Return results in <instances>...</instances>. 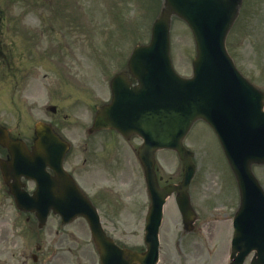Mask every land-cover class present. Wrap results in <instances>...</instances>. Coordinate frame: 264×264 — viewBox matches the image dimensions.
Wrapping results in <instances>:
<instances>
[{"label": "rangeland", "instance_id": "374dc122", "mask_svg": "<svg viewBox=\"0 0 264 264\" xmlns=\"http://www.w3.org/2000/svg\"><path fill=\"white\" fill-rule=\"evenodd\" d=\"M154 2L155 0H0V51L4 50L12 62V68L8 72L0 55V122L4 121L9 112L10 125L23 124L25 118L34 123L39 118L38 110L52 101L57 102L59 107L85 109L107 100L108 80L116 73V65L106 59L107 68L103 71L99 64L100 58L94 59V55L101 56V45L109 37L108 45L112 44L111 35L119 37L121 43L126 45L123 51L130 52L136 44L147 43L151 23L162 7V0L157 1V7ZM243 4L246 7L242 11V5L237 23L228 34L226 47L233 55L237 71L264 92V0H243ZM47 27L72 30H61L67 32L61 35L69 33L73 37H68L66 43L74 46V52L81 51L82 45L88 50L89 59L85 68L77 69L76 65L70 68H63L61 65L50 68L44 64L46 61L34 63L30 60L26 64L19 59L21 54L24 57V52L21 53L20 32L27 30L34 33L33 30H48ZM60 38V35L54 38V46L63 44ZM115 47L112 49L115 50ZM45 48L44 42L35 48L30 44L26 47L30 56L42 54L40 49ZM170 53L177 73L189 77L194 43L188 28L177 19L171 20ZM58 57L56 53L51 59ZM63 60L67 65L68 57L64 55ZM19 70L23 73L28 71L29 78L23 79ZM78 72L80 76L83 72V76L88 79L84 83L87 99L76 92L79 88L75 82ZM8 74L11 75L8 77ZM73 83L74 94L70 97L66 87L70 88ZM101 83L104 90H101ZM47 88L49 93L58 97L57 100L48 101ZM22 89L26 92L23 93ZM16 112H21V115ZM65 114L69 117L61 120L58 125L64 136L71 139L77 136L73 133L76 126L70 125L71 120L80 119L79 129L83 130L81 126H88L90 123L86 116L92 117V112ZM111 137L112 134L107 133L106 142ZM82 138L87 144V150L82 154L87 158V172L81 175L85 171L78 170L74 174L75 178L86 189L100 215L102 212V223L107 234L118 245L129 249H143L147 200L143 195L141 172L139 174L128 149L122 144L116 143V154L101 161V134L94 138ZM183 144L194 154L196 174L190 189L194 190L191 206L197 220L195 230L183 239L181 219L173 199L170 200L165 208V222L161 229V264H224L231 226L229 223L215 225L214 222L203 225V222L223 213L233 212L236 188L232 174L213 132L205 124H194ZM81 151V147L75 146L68 157L69 169L74 165L77 168L83 160L78 158ZM156 159L161 177L167 181L165 184L176 182L180 163L174 154L163 152ZM102 162H105V166ZM252 171L264 189V167H253ZM196 191L197 196L194 197ZM101 192L104 196H101ZM137 201L140 209L135 205ZM196 206L199 214L194 208ZM56 233L59 234L58 240H55ZM88 240L89 232L84 221H77L72 227H63L60 226L59 219L53 216L42 230H38L37 223L30 214L18 212L11 198L0 193V264H98V256ZM32 256H35V261ZM245 264H249V258Z\"/></svg>", "mask_w": 264, "mask_h": 264}, {"label": "water", "instance_id": "95a60500", "mask_svg": "<svg viewBox=\"0 0 264 264\" xmlns=\"http://www.w3.org/2000/svg\"><path fill=\"white\" fill-rule=\"evenodd\" d=\"M240 4L241 0H164L160 15L151 27L149 44L137 47L129 59V71L137 79V87L121 86L120 76L115 77L110 85L111 103L101 107L96 115L94 129L112 128L124 136L135 134L143 141L138 159L152 200L145 228L147 251L143 255L121 250L104 236L93 210L59 166L55 177L48 179L44 173L37 177L46 166L42 161L45 155L60 165L64 152L60 141L48 129L37 127L36 133H43L31 154L17 147L11 150L7 167L10 176L16 172L15 180L20 175L37 180V191L32 197L18 191L13 181L11 193L17 206L25 211H37L39 227L51 208L64 222L82 214L88 220L100 264H155L156 231L164 198L175 190L182 212L188 205L185 192L195 168L192 154L181 142L193 122L203 120L216 134L239 189L232 264H241L251 250L256 251L251 264H264V194L250 171L251 165L264 164V95L236 71L225 50V39ZM171 16L183 20L194 39L196 54L189 79L176 75L171 66ZM163 149L177 153L183 176L178 186L158 189L153 155ZM1 170L7 179L8 171ZM78 199L84 203L76 202L75 206L72 202Z\"/></svg>", "mask_w": 264, "mask_h": 264}, {"label": "flooded vegetation", "instance_id": "af4514ba", "mask_svg": "<svg viewBox=\"0 0 264 264\" xmlns=\"http://www.w3.org/2000/svg\"><path fill=\"white\" fill-rule=\"evenodd\" d=\"M33 32L34 33H30L27 30L20 32V37H22L20 39L21 43H22V44H20L22 47L21 53L24 52V57H22V54H21V57L19 59L24 61L26 64H28L29 61L32 60L34 63H41L43 61H46V63H44V64L49 65L50 68L58 67L59 65H61L63 68H70V67H74V65H76L77 69H83V68H85V66H87L86 63L89 59L88 58V50L86 48H84V45H82L83 48L81 51L76 50V52H74V49H73L74 46H69L66 43L68 37H71L73 39V37L69 33H68V35L63 36V35H61V33H63L62 31L56 32L54 29H48V30L47 29L46 30L37 29V30H33ZM70 32H72V31H70ZM59 35L61 36L60 41L63 44H60L59 46L58 45L54 46L53 43L56 40V39L54 40V38L58 37ZM43 42L46 43V48L40 49L42 54H32L31 53L32 56H30L29 52L26 49L28 44H30L32 48H35V47L41 46ZM73 43H74V41H73ZM56 53L58 54L59 57L56 59L54 58V60H52L51 57H53ZM101 53H102V51H101ZM1 55H2L1 57H2L3 64L6 65L8 72H9L12 68L10 66V58L5 53L4 50L1 51ZM64 55L66 57H68V59H69L67 65H66V62H63L64 61L63 60ZM126 61H127V55L124 53H121L119 56H117L114 59V63L116 65V73L125 72ZM101 68L104 71V67L101 66ZM18 73L19 74L21 73L23 75L22 76L23 79H27L30 76V75H27V74H29L28 71L26 73H23L22 71L19 70ZM18 73H11V74L14 76H18L19 75ZM11 74H8V77ZM43 77H45V76H43ZM65 78L72 82V80L70 78H68L67 76H65ZM87 80L88 79L83 76V72H81V76H80L79 72L76 74L75 82L78 83V87H79L78 89H76V92L80 93L81 95L88 94L86 92L85 87H84V83L87 82ZM130 82L133 83L134 81L130 80ZM75 86L77 87L76 84H75ZM39 89H40V87H39ZM46 90H47L48 101L58 99V97L49 93L48 88ZM68 90H69V92H68ZM101 90H104V85L102 83H101ZM21 91L24 93L26 92L25 89H22ZM66 92H68V96L73 97L74 83L70 88L66 87ZM51 106L56 107L52 111L50 110L51 112H54L53 114L49 113L50 111H49L48 106L47 107L44 106L41 110H39V112H37V114H40L42 116L43 120H45V122L48 121L50 123L51 128H53L56 132L59 129L58 123L60 122V120L62 118H67V116L64 115V112H96V110L93 108L73 109V108H64V107L58 108L56 105H51ZM86 120H87V122H90L92 120V117L90 115H87ZM0 126H2L7 131L8 137H10L11 139L23 140L27 148H30L32 146V144L34 142V137L31 134V126H27V125H23V124L10 125L9 124V112H7V115L4 119V121L0 122ZM81 128L84 129V131L87 129L86 125L81 126ZM107 133L112 134V137L106 142V134ZM117 139L119 141H117ZM70 142L72 145H70V149H69L68 154H71L74 151L75 146L77 148L81 147L82 151L80 154H78V158L83 159V160L79 164L82 163L83 166L87 167L88 166L87 165L88 164L87 158H85L82 155V154H85V152L87 150V144L85 143L86 141L81 136H74ZM116 143L119 145L122 144L125 148L128 149L130 156H131V160L133 161V163L137 167L138 165H137V162L135 160V156H136L137 148L140 144L139 140L136 137H130L128 140L125 141L114 132L101 131V161L106 159V158H109L111 156H114L116 154V152H117L115 149ZM119 155H121V153H119ZM7 159H8V151L0 146V160L6 161ZM79 164H78L77 168H75V165H74L71 169H69L71 172H68V173L79 184V186H80L81 190L84 192V194H86L88 196L86 189L83 187V185L77 179V177L75 178V176H74V174L78 170L81 172L85 171L81 175H85L87 172L84 168L79 169V167H80ZM101 164L103 166H105V162H102ZM136 169L140 174V168L138 167ZM159 179H160L159 184L164 183L162 177H159ZM2 183H3L4 188H6V190L8 191V189H7L8 186L4 185L5 182H3V180H2ZM142 184H143V182H142ZM101 186H102V184H101ZM103 189L104 188H101V191ZM142 189H143V195L145 196V199L147 200V207H146V210H144L145 215H146L147 208L150 205V199L147 195L144 184H143ZM89 200L96 207L98 214L100 216V221H101V215L99 213L98 207L95 205L94 201L90 197H89ZM143 203H144V199H143ZM135 205L138 209H140V207L138 205V201L135 203ZM176 211H177V209H176ZM177 213H178V211H177ZM145 215H144V223H145ZM178 215H179V213H178ZM179 217H180V215H179ZM180 219H181V217H180ZM181 222H182V219H181Z\"/></svg>", "mask_w": 264, "mask_h": 264}]
</instances>
